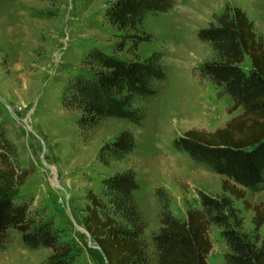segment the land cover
Here are the masks:
<instances>
[{"label": "rangeland", "instance_id": "1", "mask_svg": "<svg viewBox=\"0 0 264 264\" xmlns=\"http://www.w3.org/2000/svg\"><path fill=\"white\" fill-rule=\"evenodd\" d=\"M110 1L0 0V125L17 146L21 167L33 170L19 193L33 196L30 209L38 220L62 228L61 238L73 243V264H109L84 225L87 194L92 191L107 200L105 176L133 168L139 183L134 194L146 223L142 237L151 253L152 238L162 226L164 202L169 200L171 212L186 220L190 207H202L201 192L229 194L222 188L226 176L195 163L172 145L190 128L215 130L242 112L239 108L230 113L231 96L201 77L203 62L216 55L196 32L230 3L247 12L264 41V0H178L170 11L144 22L155 38L140 43L137 52L146 56L163 51L166 79L157 83L159 94L143 103L147 113L143 123L108 117L83 136L77 124L80 113L64 105L63 93L70 79L83 71L88 50L98 47L109 52L119 41L118 29L106 20ZM249 60L242 64L245 70ZM126 128L135 134L136 150L108 164L99 160L103 143ZM245 198L261 202L264 190L247 189ZM232 199L242 221L239 230L260 246L264 225L256 229L253 210L242 199ZM210 238L209 264H226L230 248L222 227L211 224ZM51 254L49 247L27 246L20 231L11 229L0 249V264H47Z\"/></svg>", "mask_w": 264, "mask_h": 264}, {"label": "trees", "instance_id": "2", "mask_svg": "<svg viewBox=\"0 0 264 264\" xmlns=\"http://www.w3.org/2000/svg\"><path fill=\"white\" fill-rule=\"evenodd\" d=\"M177 1H110L106 20L118 29L119 41L109 52L98 47L88 50L82 60L83 71L70 79L63 93L64 105L80 113L77 124L81 135L86 136L108 117L143 123L147 116L143 103L159 94L157 83L166 79L163 51L153 50L146 56L137 52L140 43L155 38L144 22L149 16L170 11ZM196 35L216 55L203 62L201 77L209 79L219 93L231 96L230 113L239 108L242 112L215 130L190 128L172 145L195 163L226 176L222 188L229 194L201 192L202 207H190L186 220L171 212L169 200L164 202L162 226L152 238L151 253L142 237L146 223L134 194L139 183L133 168L103 177L107 200L92 191L87 194L84 225L109 264H209L213 223L222 227L230 248L226 264H264V241L258 246L239 230L242 221L232 199H242L244 206L253 210L256 229L264 225V200L251 203L245 198L247 189L264 190V41L247 12L230 3L221 13H214L213 20ZM123 51L128 55H121ZM247 57L249 70L242 66ZM136 148L135 134L126 128L103 143L98 158L108 164L126 158ZM18 156L17 146L0 125V249L11 229H17L27 246L52 250L47 264H73V243L61 238L62 228L38 220L30 209L33 196L19 193L33 170L21 167Z\"/></svg>", "mask_w": 264, "mask_h": 264}, {"label": "bare ground", "instance_id": "3", "mask_svg": "<svg viewBox=\"0 0 264 264\" xmlns=\"http://www.w3.org/2000/svg\"><path fill=\"white\" fill-rule=\"evenodd\" d=\"M244 5L249 6V3H245ZM166 165H167L168 168H174V165L171 164V163H167Z\"/></svg>", "mask_w": 264, "mask_h": 264}, {"label": "crops", "instance_id": "4", "mask_svg": "<svg viewBox=\"0 0 264 264\" xmlns=\"http://www.w3.org/2000/svg\"><path fill=\"white\" fill-rule=\"evenodd\" d=\"M250 61V60H249ZM250 63V62H249Z\"/></svg>", "mask_w": 264, "mask_h": 264}]
</instances>
